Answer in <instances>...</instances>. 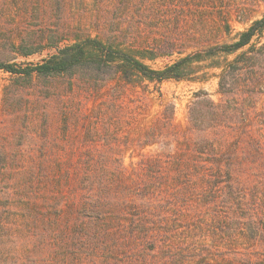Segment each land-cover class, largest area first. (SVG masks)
I'll return each instance as SVG.
<instances>
[{
    "label": "rangeland",
    "instance_id": "obj_1",
    "mask_svg": "<svg viewBox=\"0 0 264 264\" xmlns=\"http://www.w3.org/2000/svg\"><path fill=\"white\" fill-rule=\"evenodd\" d=\"M262 16L264 0H0V62L32 67L90 36L173 49L143 59L160 69ZM224 59L201 61L198 79L160 83L126 84L110 68L48 76L0 68V264H264V94L223 127L188 128L195 92L231 98L217 92L210 66ZM93 215L120 229L113 258L68 245L76 221ZM31 222L51 230L35 233ZM141 235L150 240L134 243Z\"/></svg>",
    "mask_w": 264,
    "mask_h": 264
},
{
    "label": "trees",
    "instance_id": "obj_2",
    "mask_svg": "<svg viewBox=\"0 0 264 264\" xmlns=\"http://www.w3.org/2000/svg\"><path fill=\"white\" fill-rule=\"evenodd\" d=\"M221 19L224 22L223 31L229 34V17L225 16ZM263 30L264 16L253 20L249 26L237 32L231 41L209 45L204 50L185 54L160 69L150 68L143 62V59L171 54L173 49L167 50L166 46H158L155 50L147 51L134 50L133 48L125 49L110 42L106 43L98 37L90 36L84 37L82 40L78 38L70 44L57 48L54 54L32 67L15 68L10 63L0 62V68L11 73L23 75L36 73L42 76L64 73L72 75L82 73V71L83 73L87 71L88 73L106 72L105 69L110 68L126 84L132 83V81H135L132 79L135 78L141 82L147 80L160 83L170 79H198L199 76L193 75L197 73V67H199L201 61L224 56L223 61L216 60L210 66L219 70L215 74L217 77V92L231 98H228L226 103L222 101L215 102L205 92L197 91L194 93V100L188 108L189 129H213L225 126L228 119L237 111H241L244 115L245 113L248 114L254 104L252 103L253 95L264 94V42L257 45L260 42L259 38ZM147 52L150 54L146 55ZM230 55H234V57L227 60ZM163 118L166 121H171V118L164 114ZM150 167L158 171L163 166L155 161ZM88 182L93 184L91 181ZM102 202V195H99V197L90 200L89 207L92 210L95 208L94 203L96 205L99 203L101 206ZM75 205L70 203L69 206L74 208ZM80 208L86 209L84 205ZM57 211L60 212V210H55L56 213H58ZM36 212L35 218L40 215V212ZM51 226L52 224L45 223V227L41 228L39 223L31 222V227L35 229V233L40 232L42 234L41 230L43 232L50 231ZM72 231V235L67 240L69 247L75 245L77 240V244H87L91 251L95 253L103 252L113 258L112 251L119 249L121 246L122 240L119 227L110 225L106 219L100 221L94 215L89 216L87 222L76 221ZM138 237L137 240L132 239L134 243L137 241L140 244L142 240H150L147 235ZM1 242L0 239V244ZM164 242L167 241L164 240ZM68 245H63L65 247L61 248L69 249Z\"/></svg>",
    "mask_w": 264,
    "mask_h": 264
}]
</instances>
